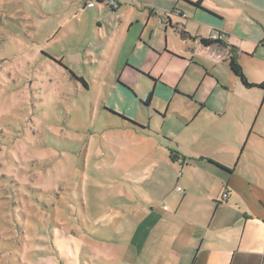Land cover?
I'll list each match as a JSON object with an SVG mask.
<instances>
[{
  "label": "rangeland",
  "instance_id": "1",
  "mask_svg": "<svg viewBox=\"0 0 264 264\" xmlns=\"http://www.w3.org/2000/svg\"><path fill=\"white\" fill-rule=\"evenodd\" d=\"M116 2L139 9L138 0ZM106 12L97 0H0V264H116L133 231L130 210L176 186L181 170L170 152L199 150L190 143L200 94H229L195 63L162 83L179 85L175 93L158 86L148 104L150 93L129 107L143 135L122 129L104 98L103 58L113 54ZM137 86L144 94L145 83ZM251 114L257 124L259 107Z\"/></svg>",
  "mask_w": 264,
  "mask_h": 264
},
{
  "label": "crops",
  "instance_id": "2",
  "mask_svg": "<svg viewBox=\"0 0 264 264\" xmlns=\"http://www.w3.org/2000/svg\"><path fill=\"white\" fill-rule=\"evenodd\" d=\"M138 1L135 12L98 2L109 11L103 20L110 39L106 50L113 48L103 58L111 85L104 98L119 113L109 112L121 120L119 126L143 135L144 123L129 107H137V99L144 105L147 93L153 95L166 79L179 78L180 69L195 63L207 67L216 86L229 94H200L199 136L190 143H199V150L174 152L177 160L169 159L181 170L174 190L130 210L133 231L116 264H264V92L244 88L229 68L233 55L249 83H264V0H222V5L201 0L199 7L191 5L197 0ZM213 34L223 39L200 43ZM70 65L76 67V61ZM173 85L171 80L164 87L175 93L179 85ZM257 107L262 117L256 124L250 116ZM124 216L121 210L119 222Z\"/></svg>",
  "mask_w": 264,
  "mask_h": 264
},
{
  "label": "trees",
  "instance_id": "3",
  "mask_svg": "<svg viewBox=\"0 0 264 264\" xmlns=\"http://www.w3.org/2000/svg\"><path fill=\"white\" fill-rule=\"evenodd\" d=\"M102 0H97V2H101ZM200 2H201V0H197L196 2H194L193 4H191L192 6H195V7H199L200 6ZM186 34L185 33H183L182 34V37H184ZM219 41H213V40H211V39H201L200 40V43L202 44V45H205V46H207V45H211V44H213V43H218ZM229 68H230V70H231V72L239 79V81L241 82V84H242V86L244 87V88H246V89H254V88H256V89H259V90H261V91H263L264 92V83H261V84H258V85H255V84H251V83H249L246 79H245V77H244V75H243V73H242V71H241V69H240V67H239V65H238V63H237V60H236V58L233 56V55H231L230 57H229ZM72 74V73H71ZM72 76H73V78H75L77 81H79V82H81L84 86H86L85 85V83H84V81H83V79L82 78H76L73 74H72ZM151 94L152 93H150L148 96H147V99L144 101V103L146 104H148V102H150V98H151ZM115 115V114H114ZM119 118L120 119H123L124 121H127V120H125L124 118H122V117H120L119 116ZM130 125H132V126H138L137 124L135 125V123H133V122H130V121H127ZM139 127V126H138ZM170 159L172 160V161H174V160H177V154L176 153H174V152H170Z\"/></svg>",
  "mask_w": 264,
  "mask_h": 264
},
{
  "label": "built area",
  "instance_id": "4",
  "mask_svg": "<svg viewBox=\"0 0 264 264\" xmlns=\"http://www.w3.org/2000/svg\"><path fill=\"white\" fill-rule=\"evenodd\" d=\"M102 1H104L107 4V6L113 11L118 8V3L115 0H102ZM93 7H94V3L92 2L85 3V8L91 9ZM209 39L213 41H221L223 39V36L219 34H213ZM177 191H181V189L177 188Z\"/></svg>",
  "mask_w": 264,
  "mask_h": 264
}]
</instances>
